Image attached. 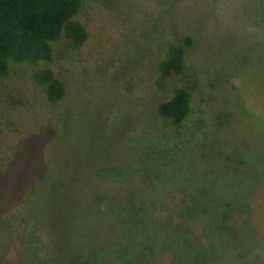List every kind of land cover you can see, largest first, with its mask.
I'll use <instances>...</instances> for the list:
<instances>
[{"label":"rangeland","instance_id":"1","mask_svg":"<svg viewBox=\"0 0 264 264\" xmlns=\"http://www.w3.org/2000/svg\"><path fill=\"white\" fill-rule=\"evenodd\" d=\"M76 20L86 42L62 41L49 65L60 101L35 84L36 66L12 64L0 78V264L32 259L36 234L58 257L102 247L122 264L115 223L142 194L165 197L150 208L153 224L183 197L234 216L194 251L177 234L183 260L154 248L138 261L264 264V0H83ZM185 37L184 72L159 89L157 64ZM176 88L193 107L179 130L157 114ZM142 162L163 190L141 179Z\"/></svg>","mask_w":264,"mask_h":264},{"label":"trees","instance_id":"2","mask_svg":"<svg viewBox=\"0 0 264 264\" xmlns=\"http://www.w3.org/2000/svg\"><path fill=\"white\" fill-rule=\"evenodd\" d=\"M82 9L83 0H0V78L4 79L8 76L12 64L36 66L39 69L32 76L35 84L43 90L49 103L60 101L65 93L64 86L49 65L53 61L55 47L62 41L68 42L74 49H79L86 42L87 33L76 20ZM191 45L192 40L185 37L182 43L167 47L166 53L157 64L156 87L163 89L168 79L183 74L186 49ZM190 97V92L186 89H173L169 97L158 105L157 114L168 120L174 128L181 129L187 125L193 112ZM176 151H178L177 147L174 153ZM151 164L142 162V166L138 164L135 169L141 174L143 181L149 182L147 184L149 189L152 187L161 191L163 190L159 184L162 182L161 172L149 170ZM137 198L139 200L137 212L123 214L118 217V220L116 219L117 223H115L117 235L114 236L121 240L123 254L127 256L122 264H137L139 261V264H145L150 259L142 262V259L138 261L134 257L141 255L144 258L146 255H154V248L158 252L157 255L168 254L173 259H182L186 249L176 239L177 234L183 238L186 236L187 239L190 237L188 241L191 243L187 242V246L190 251H194L195 245L198 247L202 244L199 236L203 238L208 235L218 242L219 238L215 237L219 231L218 228L227 224L228 220L234 216L223 214V211L221 215L207 213L201 207L202 203L199 200L183 197L181 204L175 210L161 205L165 216H154L153 224L152 211L154 210L150 208L165 201V197L152 198L142 194V197L137 196ZM237 212L236 215L240 213V210ZM151 229L152 232L149 235ZM38 238L36 234L31 241L37 246L32 259H16L17 264H108V262L116 264V259L107 258L108 250L105 248L99 247V250H93V252L71 250L58 257V249L55 246L48 248L41 244ZM154 238L156 242L152 241ZM140 240L141 254H137V245L134 246L132 243ZM150 244L152 247L147 249ZM193 259H198V262L196 263ZM200 259L202 258L191 257L184 263L199 264ZM56 260L58 263L55 262ZM212 260L209 259L204 264H213Z\"/></svg>","mask_w":264,"mask_h":264}]
</instances>
